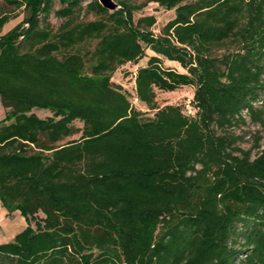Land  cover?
Wrapping results in <instances>:
<instances>
[{
    "label": "trees",
    "instance_id": "trees-1",
    "mask_svg": "<svg viewBox=\"0 0 264 264\" xmlns=\"http://www.w3.org/2000/svg\"><path fill=\"white\" fill-rule=\"evenodd\" d=\"M58 1L52 29L55 0H0V205L26 222L0 264H264V147L219 133L264 121V0ZM149 3L173 11L159 34L134 18ZM147 52L134 98L151 115L111 80ZM181 87L191 114L157 106Z\"/></svg>",
    "mask_w": 264,
    "mask_h": 264
},
{
    "label": "rangeland",
    "instance_id": "rangeland-1",
    "mask_svg": "<svg viewBox=\"0 0 264 264\" xmlns=\"http://www.w3.org/2000/svg\"><path fill=\"white\" fill-rule=\"evenodd\" d=\"M90 0H84L82 5L85 6ZM61 5L58 0H55L54 7L52 12L49 14L46 23L52 28L56 29L60 23L61 19L55 17L54 11L60 8ZM18 15L17 18L9 21L2 29V34L7 32L13 26L23 18V10L20 9L16 11ZM153 15L156 18V24L152 27L154 34H159L161 28L173 17V11L165 10L159 7L155 3H149L145 8L134 13L135 20L140 16ZM92 19L91 16L87 18ZM233 51L232 44L226 43L221 47L215 48L213 55L216 58H220L223 54ZM147 57L142 59L137 65L126 64L119 67L112 75V82L121 86L122 89L128 94L129 100L132 105L137 109L143 112L144 114L151 115L152 112L147 109V107L138 102L134 98V76L136 69L139 66L145 65L148 56L150 53L147 52ZM162 65L164 67H169L175 69L179 72L183 70L176 64L172 62H167L163 60ZM192 87H181L173 92H163L156 91V104L159 107L165 105H179L186 114H191L193 108L191 105V100L193 96ZM264 104V95L259 99V102L255 103L256 108L262 107ZM33 112L41 118L49 116V112L43 110H33ZM5 111L0 105V120L4 117ZM243 122H239L231 128L219 131L220 134H226L227 136L234 139V148L244 152H250V159H254L264 147V121L255 122L253 121L248 114H242ZM76 126H80L79 123H75ZM75 138V137H74ZM69 139H65L62 143L66 142ZM26 226V222L23 216L20 215L18 211L13 213H7V211L0 205V243L10 241L12 237L21 231Z\"/></svg>",
    "mask_w": 264,
    "mask_h": 264
},
{
    "label": "water",
    "instance_id": "water-1",
    "mask_svg": "<svg viewBox=\"0 0 264 264\" xmlns=\"http://www.w3.org/2000/svg\"><path fill=\"white\" fill-rule=\"evenodd\" d=\"M102 7L108 10H114L117 8V5L113 0H98Z\"/></svg>",
    "mask_w": 264,
    "mask_h": 264
}]
</instances>
